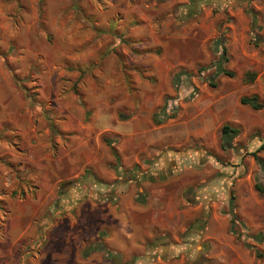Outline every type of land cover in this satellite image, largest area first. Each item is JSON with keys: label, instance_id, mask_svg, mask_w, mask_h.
<instances>
[{"label": "rangeland", "instance_id": "obj_1", "mask_svg": "<svg viewBox=\"0 0 264 264\" xmlns=\"http://www.w3.org/2000/svg\"><path fill=\"white\" fill-rule=\"evenodd\" d=\"M219 40L232 76L217 71ZM247 72L254 73L250 82ZM251 94L264 103V0H0V188L7 173L16 190L9 199H35L42 189L43 200L51 188L60 197L84 185H109L108 176L91 172L146 178L153 165L122 169L105 139L127 153L136 122L157 126L174 119L169 130L180 139L203 125L208 115L196 116L199 109H245L238 114L247 128L227 123L240 130L231 147L221 148L222 120L211 122L200 140L186 137L173 146L181 158L197 156L220 169L215 183L224 184V198L213 199L229 224L219 227L209 256L195 260L200 251L191 235L204 228L207 209L176 240L161 236L178 246L177 254L154 250L163 241L151 238L144 257L126 261L111 252V259L103 250L111 264H155L160 256L169 264H264V148L257 150L264 144V109L239 103ZM104 109L116 110L120 124L99 129L94 116ZM237 187L253 190L254 207L239 203ZM44 219L49 216L34 222L44 225ZM45 244L42 233L28 240L23 252L29 253L16 263L39 262Z\"/></svg>", "mask_w": 264, "mask_h": 264}, {"label": "crops", "instance_id": "obj_2", "mask_svg": "<svg viewBox=\"0 0 264 264\" xmlns=\"http://www.w3.org/2000/svg\"><path fill=\"white\" fill-rule=\"evenodd\" d=\"M241 110L245 109H199L196 116L203 113L208 115L203 119V125L184 133L180 139L181 135L171 129L175 124L174 119L157 126L146 122L142 127L140 123H134L135 129L130 134L135 142L130 144L129 152H123L122 144H116L115 148L120 155L118 166L124 170L135 164L142 169L153 165L152 175L143 179L132 175L122 177L116 172L104 173L103 176L91 172L89 177L97 179L108 176L109 185L99 188L84 185L79 190L66 191L60 197L55 196L51 188L43 200L40 195L43 190L40 189L35 199L20 201L8 198L14 184L6 173L2 176L0 188V199L6 202L4 208L0 209V264H17V259L29 253L28 250L23 252L25 244L30 239H36L39 233L43 234L46 246L38 252L39 262L33 264H42V261L43 264H111L104 259L103 250L117 252L127 261L146 256V251L150 249L147 242L151 238L163 241V244L152 249L170 252L171 256L179 251L175 249L178 246L168 241L176 240L178 234L186 232L189 224L193 220L198 221L201 211L206 212L207 209L210 214L204 228L192 231L191 235L200 251L195 255V260L200 258L201 253L208 257V252L214 248L219 227L223 230L224 224H229L223 216H218L219 205L213 199L215 195L224 198V184L219 179L215 183V173L220 169L215 168L211 161L200 164L197 156L181 158L174 152L173 146L186 137L200 140L209 134L211 122L217 120H222L220 126L229 123L246 127L245 119H239ZM115 112L104 109L101 115L95 114L94 120L99 129L110 130L114 124H120ZM149 133L151 136H148ZM219 136L221 140L220 131ZM96 160L95 157L88 159L85 165ZM245 161L251 167L252 159L246 158ZM145 171L139 172L141 177ZM221 172V175L225 174V171ZM7 186L11 187L8 191ZM237 194L239 203H248L251 207L256 205L257 195L253 190L243 192L237 187ZM210 205L214 206V211ZM45 214L49 216L48 220L44 219L47 222L37 225L34 220ZM206 219L202 216V224ZM166 235L173 238L161 237ZM159 260L160 263L155 264H169L161 260V256Z\"/></svg>", "mask_w": 264, "mask_h": 264}, {"label": "trees", "instance_id": "obj_3", "mask_svg": "<svg viewBox=\"0 0 264 264\" xmlns=\"http://www.w3.org/2000/svg\"><path fill=\"white\" fill-rule=\"evenodd\" d=\"M253 20H254V18H253ZM219 45L222 46V50H221V55L219 57V60L217 61V64H216L217 71L219 73H223V74H226L228 76H232V72L229 71V70H227L223 66V63L227 61V58H226V48L222 45V41L221 40H219ZM244 77H247L245 80L250 82V81H252L254 79V73L247 72V73H245ZM211 85H213V84L211 83ZM239 103L240 104H243V105H248L253 110H262V109H264V103L259 99L258 95H256V94L241 96L239 98ZM153 121H155L156 123H159V121H156L154 118H153ZM239 132L240 131H239L238 128H234V127L230 126L227 123L222 124L221 127H220V133H221V148L222 149H225V148L231 147L232 139L235 138L239 134ZM105 142L108 145L111 154L114 156V158L117 161L119 159V153L116 150V148L114 146V143L112 141H110V140H107V139H105ZM263 148H264V144H261L258 147L257 150H262ZM251 154L254 157V159L256 160V162L260 166H262L263 165V160L260 157H258L255 152H253ZM7 165L10 168L15 167V169L13 171H15V172L18 171L17 170V166H18L17 164H14L12 162H8ZM85 172H87V171H85ZM98 182H100V181L98 180ZM255 188L260 193L263 191V189L258 184H255ZM15 194H16V190L14 189L11 192V195H15ZM59 194L62 195L64 193H61L60 192ZM5 203L6 202L3 201V199H0V209H3L4 208ZM258 240H260V239H258ZM93 250H95V249H93ZM107 256L112 259V258H115L116 257V254H113L110 251H107ZM119 258H120V256L118 255V259ZM118 259H117V261H118Z\"/></svg>", "mask_w": 264, "mask_h": 264}]
</instances>
